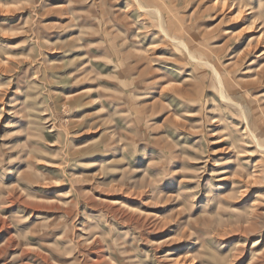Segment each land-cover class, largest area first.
<instances>
[{"label":"rangeland","instance_id":"rangeland-1","mask_svg":"<svg viewBox=\"0 0 264 264\" xmlns=\"http://www.w3.org/2000/svg\"><path fill=\"white\" fill-rule=\"evenodd\" d=\"M0 264H264V0H0Z\"/></svg>","mask_w":264,"mask_h":264},{"label":"bare ground","instance_id":"bare-ground-1","mask_svg":"<svg viewBox=\"0 0 264 264\" xmlns=\"http://www.w3.org/2000/svg\"><path fill=\"white\" fill-rule=\"evenodd\" d=\"M141 6V5H140ZM145 9V8H144ZM150 11H154V10H151V9H149ZM156 12V11H155ZM158 13V12H157ZM179 44H181V43H179ZM181 45H183V44H181ZM213 72H214V74L216 75V77H217V79H218V82H219V84H220V89H221V94H222V97L224 98V99H226L225 98V96H224V93H223V90H222V85H221V83H220V79H219V75H218V72L214 69L213 70ZM250 133V132H249Z\"/></svg>","mask_w":264,"mask_h":264}]
</instances>
